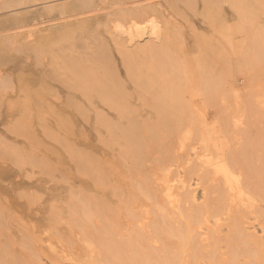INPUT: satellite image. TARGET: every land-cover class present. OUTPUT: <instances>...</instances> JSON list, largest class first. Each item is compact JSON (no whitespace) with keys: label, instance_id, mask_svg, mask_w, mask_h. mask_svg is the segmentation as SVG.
Wrapping results in <instances>:
<instances>
[{"label":"bare ground","instance_id":"bare-ground-1","mask_svg":"<svg viewBox=\"0 0 264 264\" xmlns=\"http://www.w3.org/2000/svg\"><path fill=\"white\" fill-rule=\"evenodd\" d=\"M263 58L264 0H0V119L53 115L66 138L0 137V264H264V154L231 113H261ZM84 124L122 144L82 151Z\"/></svg>","mask_w":264,"mask_h":264},{"label":"rangeland","instance_id":"rangeland-1","mask_svg":"<svg viewBox=\"0 0 264 264\" xmlns=\"http://www.w3.org/2000/svg\"><path fill=\"white\" fill-rule=\"evenodd\" d=\"M210 32V30H208V33ZM258 38H259V40H260V38L262 39V36H258ZM262 41V40H261ZM85 49H83V51H84ZM103 50V52H106V51H108V52H110V54H111V63H113V65H114V67H116V70H117V74H118V78L119 79H121L122 80V82L124 81V80H126L127 82H128V84L129 85H133L132 84V82H131V78H130V76H129V74L127 73V68H126V66H125V64H124V62H123V60H122V58H121V55H120V53H118V51H117V49H102ZM181 50V55L183 56V58H185V59H188V58H191L192 60H194V59H196L197 58V56H198V52L196 51V49H180ZM218 51H220V52H225V50L226 49H217ZM238 51H241L242 52V50H244V49H237ZM140 54V53H139ZM237 57H239V55L237 56ZM139 58H141V57H139ZM263 60H264V58H263ZM196 63H198V60H196L195 61ZM264 63V62H263ZM263 63H261L260 62V65L263 67ZM257 64H258V67H257ZM263 64V65H262ZM261 66H259V63H256V65H255V67H254V65H253V67H251V71H255L256 70V72L259 70V71H261L260 70V68H261ZM252 68L254 69V70H252ZM257 68V69H256ZM264 70V69H263ZM259 71L257 72L258 74H260L259 73ZM262 73H264L263 71H262ZM262 73H261V75H262ZM262 77H264V76H262ZM259 80H261V79H259ZM262 84L264 83L263 81H264V79L262 78ZM259 81L257 80V82L256 83H258ZM260 83V82H259ZM199 84H200V82H199ZM64 97V96H63ZM241 97V96H240ZM55 101H59V100H55ZM61 101L63 102V103H65L66 102V100H65V98H61ZM149 101V100H148ZM147 101V102H148ZM262 103H263V105H262ZM261 103V105L263 106H261L260 105V103H259V105H257L256 106V109L259 111V112H261V113H259L258 114V112L256 113V110L254 111H252V109H250L251 111H252V113L249 111L248 113H251V114H249L250 115V118L252 119V120H255V122H253V121H251V119H249L248 117V115H245V113L248 111V110H245L246 112L245 113H243V111L244 110H241V108H239V106L237 105V106H234V105H232L231 104V106H233V108H234V111H232L233 110V108L232 109H230L232 112L231 113H233L234 115H237V111H239V115L241 116V119H244L245 120V124H243V126L244 127H242V129L243 130H241V133H242V135L244 136V138L242 137V139H241V141L242 140H247V141H242L241 143H243L244 142V145L245 144H247V142L249 143V142H251L252 143V141H253V139H254V145H253V143L252 144H250L249 143V145L252 147V149L254 148L255 150H253V152H254V154L252 155V158H253V161H254V159L255 158H257V157H255V153L259 150L258 149V145H259V147L260 148H262L261 149V151L263 150V152H261L260 150H259V152H257L258 154L256 155V156H259V154H261L260 156H263V154H264V149H263V146H260V145H264V139H262V138H264V132H263V128H264V118H261L262 116H264L263 115V113H264V101ZM146 107V106H145ZM219 107V108H218ZM221 106H214V109L215 108H217V109H209L208 108V110H206L207 112H206V114H207V120H208V122H210L211 124L213 123L212 121H214V113H216L217 112V114L216 115H218V113H222L220 116L221 117H223L225 114H227V111H228V108L230 107H226L227 109H224V108H220ZM238 107V108H237ZM236 108L238 109L237 111H236ZM261 108H262V110H261ZM146 109H147V107H146ZM225 110H227L226 112H225ZM224 111V112H223ZM210 112V113H209ZM229 114H230V111L228 112ZM256 113V114H255ZM211 114V115H210ZM214 116H213V115ZM228 114V115H229ZM246 116H244V115ZM252 114H253V116H252ZM17 115V114H16ZM6 116L5 115V117H3L2 119H0V137H3L4 139H5V141H7V142H10L11 143V145L15 148V149H17L16 151H27L28 149H26V148H24V146H22V144L21 143H19V142H17L18 140V138L16 137L14 140H12V135H11V133H9L10 131H11V127H18V128H20L21 129V131H22V133H24V134H27L29 137H28V140H29V142L31 143L32 141H34L35 142V140H38V139H40V138H47V139H49L50 137H56V138H58L59 139V141L60 142H62V143H65L66 142V138L64 137V135H63V133H61V132H58L57 130H55V128L53 127V125L55 126V127H57L59 124L57 123V121H56V118L52 115V117L53 118H51L52 120H53V123L52 124H50V126H47L46 125V120L48 119L46 116H42V117H39V116H36V115H17V116ZM257 115L259 116V117H257ZM261 115V116H260ZM231 116V114L228 116V117H230ZM50 117V116H49ZM213 117V118H212ZM221 117H217V119H215V120H217L216 122L218 123V122H220L221 121ZM257 117V118H256ZM219 118V119H218ZM262 119V120H260L261 122H263V123H261L260 121H259V119ZM108 120L110 119V121H112V122H108V123H110L111 125L112 124H114L115 123V125H116V123H117V125L115 126H112V127H116V129H114V130H117V128L119 129V128H122L121 127V124H122V126L123 125H127V121H120V120H118V119H116V118H107ZM146 119L148 120V122L149 121H151L152 119H148V118H143V117H141V120L139 119V121H140V124H143V121H145L146 122ZM231 119V118H230ZM229 119V120H230ZM73 120V119H72ZM96 120V119H95ZM116 120V121H115ZM228 119H227V122L229 121ZM250 120V121H249ZM41 121V123H39ZM75 121V120H74ZM73 121V122H74ZM117 121H119V123L117 122ZM258 121V122H257ZM94 120L92 119V121H91V123L93 124V125H95L94 124ZM230 122V121H229ZM228 122V123H229ZM247 122H249L248 123V125H247ZM206 123V122H205ZM215 123V122H214ZM74 124H75V128L76 129H78V130H81V127H80V125H78L77 124V122L75 121L74 122ZM118 124H119V126H118ZM216 124V123H215ZM230 124V123H229ZM252 124V129H251V127L249 126V125H251ZM257 124V125H256ZM260 124V125H259ZM17 125V126H16ZM43 125H45L46 127H44ZM245 125H247V126H245ZM255 125H256V127L258 128V129H260V128H262V129H260V130H262V131H252V130H256L255 129ZM211 126H213V125H211ZM261 126V127H260ZM95 127V126H94ZM94 127H90V128H87V125L86 124H84V133H82V135H86V137H88V140H87V138H84V136H83V141L84 142H81L82 144L81 145H78L79 147L78 148H80L82 151H84V152H91V153H93V151L94 150H92L93 148H91V147H88V146H86V143H89L90 142V145H100L99 143H101V142H109V140L111 141V143L110 144H115V140H116V142L118 143V144H122V142H120L122 139H119V138H117V136L116 135H114V133H116L117 135H119V132H114V131H112V134L113 135H109V133H108V130L106 129V127H100L101 128V130H102V134H101V136H102V140H101V142H99L100 140H98L97 139V137L95 136L94 137V134L93 133H90V130L89 129H92V128H94ZM124 127V126H123ZM213 127H215V126H213ZM43 128H46L45 130H43L42 131V129ZM217 128V127H216ZM254 128V129H253ZM200 129H203L204 131H206V127L204 126V127H202V128H200ZM50 130H52L53 132L52 133H50ZM249 130V131H248ZM82 131V130H81ZM250 131H251V133H250ZM114 132V133H113ZM244 132H245V134L246 135H248L249 137H247L246 135H244ZM248 132V133H247ZM255 132V133H257L256 135H255V133L253 134V133ZM259 132H261V133H259ZM5 133H7V134H5ZM48 133H50L49 134V136H48ZM44 134H46L47 136H45ZM261 134V135H260ZM91 135V136H90ZM110 136V138H108V136ZM263 136L262 138L261 137H259V136ZM113 136H115L116 137V139L114 138V142L112 141V137ZM103 137H104V139H103ZM119 137V136H118ZM251 137H252V139H251ZM254 137V138H253ZM96 138V139H95ZM248 138V139H247ZM117 139H119L120 141H118ZM260 139H262V142L260 141ZM87 140V141H86ZM96 140H98V142L99 143H97V141ZM234 140L235 139H232L231 140V142L230 143H232V142H234ZM250 140V141H249ZM255 140H258L259 141V143L258 142H256ZM123 141V140H122ZM26 142H27V139H26ZM106 143V145H108L109 143ZM246 142V143H245ZM93 143V144H92ZM116 143V144H117ZM256 143V144H255ZM257 143H258V145H257ZM260 143H262V144H260ZM109 144V145H110ZM115 144V145H116ZM234 144H236V143H233V145ZM102 145V144H101ZM105 145V146H106ZM112 145V146H113ZM114 145V146H115ZM196 145V144H195ZM237 145H239V144H237ZM237 145L236 146H233V147H237ZM243 145V144H242ZM255 145H257V147H255ZM113 146V147H114ZM85 148V149H84ZM117 148L119 149V145H117ZM189 148H191L190 146L188 147V149ZM12 150V149H11ZM87 150V151H86ZM114 150H115V152L117 153V154H119V152H118V150L117 149H115L114 148ZM189 151L190 152H192L191 151V149H189ZM256 151V152H255ZM83 152V153H84ZM235 155H238V154H235ZM231 157H233L232 155H231ZM237 157V156H236ZM255 157V158H254ZM251 158V156H250V160L252 159ZM248 159V160H249ZM231 160H234V159H232L231 158ZM61 164V165H60ZM54 165L56 166V168H57V172H59V173H61V171H62V174L61 175H63L64 176V171H63V169H65L64 167V165H63V163H54ZM28 166V165H27ZM61 166H63V167H61ZM60 167V169H58ZM61 168H63V169H61ZM15 167H14V165H12V164H9V166H8V168L7 169H5V180L6 181H3V182H5V183H3V184H5V185H9V183L7 182L9 179H11V178H13L14 177V173L13 172H15ZM259 170H262L261 169V166L260 167H258L257 168V170L256 171H259ZM264 170V169H263ZM255 172V170H252L250 173L252 174V172ZM261 172V171H260ZM64 173V174H63ZM259 174V178H260V176H261V173H258ZM257 174V175H258ZM250 175V174H249ZM254 177H255V179H256V174L255 173H253L252 174ZM251 175V176H252ZM254 178H252V180L251 181H254L255 180ZM8 183V184H7ZM21 189H23V188H21ZM1 191V190H0ZM18 191V190H17ZM17 191L16 192H13L14 194H16L17 193ZM20 192V191H19ZM2 194H4V193H2ZM1 193H0V196L2 195ZM17 195V194H16ZM1 199H2V196H1ZM197 199H198V201H200L201 200V191H200V193L198 192L197 193ZM16 213H18V211L16 210L15 211ZM18 214H21V212L19 211V213Z\"/></svg>","mask_w":264,"mask_h":264}]
</instances>
